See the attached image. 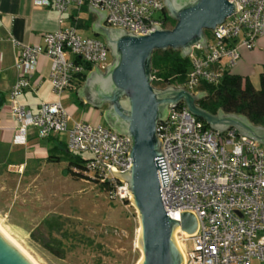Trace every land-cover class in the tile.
I'll return each instance as SVG.
<instances>
[{
  "label": "built area",
  "instance_id": "built-area-1",
  "mask_svg": "<svg viewBox=\"0 0 264 264\" xmlns=\"http://www.w3.org/2000/svg\"><path fill=\"white\" fill-rule=\"evenodd\" d=\"M33 1L38 5L52 4L59 12L84 4L106 8L105 25L134 33L153 30V24L168 27L169 23L163 0ZM229 1H234L236 10L211 30L210 37L206 35V46L191 45L185 80L173 85H182L194 93L202 90L203 82H219L239 58V47L252 48L256 38L264 34V0ZM39 55L51 59L48 77L58 98L41 102L33 111L18 102L16 96L32 84L29 76L36 69ZM111 60L105 40L78 33L74 23L43 32L40 42L19 45V74L9 89V109L15 120V143L26 141L30 127L41 138L66 130V146L88 153L85 170L108 182L110 196L122 198L130 194L127 182L112 170L122 172L130 167V137L99 121L74 120L68 126L70 112L62 103L66 90L73 87L78 76L87 74L94 64L104 70ZM168 108L167 117L156 126L169 177L167 185H163L157 169L162 202L173 218L180 220L185 210L197 218L191 234L176 228L183 264H261L264 144L235 127L218 132L205 126L184 102L170 104ZM188 238L193 241L192 252L184 248Z\"/></svg>",
  "mask_w": 264,
  "mask_h": 264
},
{
  "label": "water",
  "instance_id": "water-1",
  "mask_svg": "<svg viewBox=\"0 0 264 264\" xmlns=\"http://www.w3.org/2000/svg\"><path fill=\"white\" fill-rule=\"evenodd\" d=\"M168 14L175 19L171 27L155 28L146 33H134L123 27L105 25L106 8L89 4L97 17L90 27L95 35L103 36L109 47L111 62L104 70H90L78 95L95 108H100L104 122L131 140V165L113 173L127 182L132 202L140 220L138 243L141 259L137 264H183L174 231L177 226L191 234L197 218L183 211L180 220L171 217L162 202L160 183L167 185L168 173L161 148L162 139L156 134L159 120H164L170 104L184 102L190 112L204 120L210 128L222 132L235 127L239 132L264 144V124L252 122L239 112H225L218 107L212 113L197 103L207 91L192 93L184 86L169 83L165 87L151 82L150 59L154 49H180L188 55L191 45L206 46L207 29L236 10L229 0H163ZM105 106L102 110L101 108ZM0 264H33L0 230Z\"/></svg>",
  "mask_w": 264,
  "mask_h": 264
},
{
  "label": "rangeland",
  "instance_id": "rangeland-1",
  "mask_svg": "<svg viewBox=\"0 0 264 264\" xmlns=\"http://www.w3.org/2000/svg\"><path fill=\"white\" fill-rule=\"evenodd\" d=\"M170 18L168 27L175 22ZM78 31L94 35L90 26L81 25ZM205 32L210 37L211 30ZM241 51L242 63L231 70L248 75L258 87L259 73L264 69V34L256 38L252 48L243 47ZM74 101L78 105L76 92L72 91L65 102ZM82 113L80 106L68 118V126L74 119L82 120ZM99 122L106 124L103 118ZM59 134L65 140L66 130ZM3 152L0 148V158ZM1 160L0 226L37 264H137L142 254L138 243L140 220L131 194L110 196L98 181L67 172L64 159H45L42 163L25 160L23 172L18 170L19 165L5 166ZM84 172L92 176L91 171ZM52 223L61 225V229L50 231L47 225ZM174 236L180 244L176 230ZM192 247V239H186L185 250L192 252Z\"/></svg>",
  "mask_w": 264,
  "mask_h": 264
},
{
  "label": "crops",
  "instance_id": "crops-1",
  "mask_svg": "<svg viewBox=\"0 0 264 264\" xmlns=\"http://www.w3.org/2000/svg\"><path fill=\"white\" fill-rule=\"evenodd\" d=\"M90 14L93 16L92 21H94L97 15L90 10L89 5H87V8L83 6L80 8L71 6L63 12H59L52 4L38 5L35 4L33 0H0V90L5 94L4 101L0 106V148L4 149L1 162L5 166L19 165L18 170L23 172L27 167L25 160L29 161L32 159L35 162L38 161L42 163L47 156L45 137H38L34 127L29 128L24 143H15L12 140L15 120L9 109L11 103L9 89L19 74V69L16 64L19 45L22 43L40 42L43 32L52 31L62 24L77 23L78 20L84 22L88 19ZM61 17L63 18L62 22L59 21ZM78 27L79 26L76 25L77 32L83 34L78 31ZM243 47L244 46L239 47V53L243 52L241 51ZM241 60L240 55L236 62L230 67V71H232L231 68L233 66H240L242 63ZM240 61L241 63H239ZM50 65L51 59L49 57L39 55L36 69L29 76L32 84L23 89V91L16 96L18 102L31 108L33 111L37 110L41 102L54 101L58 98L51 89V83L48 77ZM237 71H240L239 68ZM81 84L82 83L75 88L67 89L62 98L63 105L70 112L69 117L73 116L81 106L83 108V113L81 115L82 120H101L100 108L91 106L78 95L77 88H79ZM72 91L76 92L78 105L75 101L70 103L65 102ZM69 125H71V123ZM255 262L260 264L257 261ZM261 264H264V260Z\"/></svg>",
  "mask_w": 264,
  "mask_h": 264
},
{
  "label": "trees",
  "instance_id": "trees-1",
  "mask_svg": "<svg viewBox=\"0 0 264 264\" xmlns=\"http://www.w3.org/2000/svg\"><path fill=\"white\" fill-rule=\"evenodd\" d=\"M87 8V5H83ZM167 19L171 25V18L167 12ZM90 14L86 21H77V26H90L92 21ZM206 33V32H205ZM98 36V35H94ZM190 60L188 55H182L180 49L168 47L166 49H154L150 59V70L153 78L151 82L154 86L168 85L169 83L177 84L185 80ZM86 73L78 76L77 81L71 88L83 82ZM201 89L207 91L197 99V103L216 113L218 107L225 112H239L246 115L252 122L264 124V69L259 73V86L255 87L248 75H241L230 70L225 71L221 80L217 83L201 84ZM5 94L0 90V106L4 101ZM202 120V119H201ZM205 126L208 124L202 120ZM47 146L46 159L49 161L66 160L65 170L76 177L88 176L99 182L102 189L109 190L110 185L107 181H100L95 176L87 175L85 171L87 156L72 153L71 149L66 146L65 140L59 133L51 134L45 137ZM73 151V150H72ZM47 225V224H46ZM48 229H61V225H47ZM45 244H48L46 242Z\"/></svg>",
  "mask_w": 264,
  "mask_h": 264
},
{
  "label": "bare ground",
  "instance_id": "bare-ground-1",
  "mask_svg": "<svg viewBox=\"0 0 264 264\" xmlns=\"http://www.w3.org/2000/svg\"><path fill=\"white\" fill-rule=\"evenodd\" d=\"M139 229V228H138ZM0 230L13 242V244L33 263V264H37L36 263V261L33 259V258H31V256L29 255V254H27L16 242H15V240L11 237V236H9V234L5 231V230H3V228L0 226ZM179 243H180V241L179 240H177ZM177 243V242H176ZM177 245H179L178 247H179V249L182 251V246H181V243L180 244H177ZM141 257H142V255H141ZM141 257H140V259H141ZM139 259V260H140ZM138 260V261H139Z\"/></svg>",
  "mask_w": 264,
  "mask_h": 264
},
{
  "label": "flooded vegetation",
  "instance_id": "flooded-vegetation-1",
  "mask_svg": "<svg viewBox=\"0 0 264 264\" xmlns=\"http://www.w3.org/2000/svg\"><path fill=\"white\" fill-rule=\"evenodd\" d=\"M104 107H105V106H103V107L101 108V110H102ZM100 114H101V113H100ZM100 116H101V118H103L102 115H100ZM106 125H107V124H106Z\"/></svg>",
  "mask_w": 264,
  "mask_h": 264
}]
</instances>
